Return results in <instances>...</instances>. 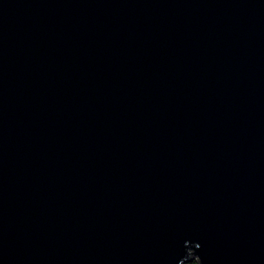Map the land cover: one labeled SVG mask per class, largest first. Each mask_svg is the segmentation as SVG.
<instances>
[{"label":"water","instance_id":"water-1","mask_svg":"<svg viewBox=\"0 0 264 264\" xmlns=\"http://www.w3.org/2000/svg\"><path fill=\"white\" fill-rule=\"evenodd\" d=\"M264 264V0H0V264Z\"/></svg>","mask_w":264,"mask_h":264},{"label":"trees","instance_id":"trees-1","mask_svg":"<svg viewBox=\"0 0 264 264\" xmlns=\"http://www.w3.org/2000/svg\"><path fill=\"white\" fill-rule=\"evenodd\" d=\"M191 259H192V261H189L186 264H199V261H198V259L196 257L195 258H191Z\"/></svg>","mask_w":264,"mask_h":264}]
</instances>
